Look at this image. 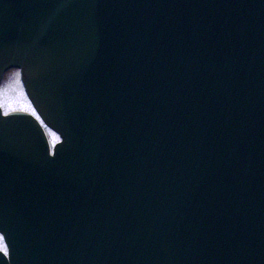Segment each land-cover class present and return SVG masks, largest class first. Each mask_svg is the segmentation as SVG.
<instances>
[{
  "label": "water",
  "instance_id": "water-1",
  "mask_svg": "<svg viewBox=\"0 0 264 264\" xmlns=\"http://www.w3.org/2000/svg\"><path fill=\"white\" fill-rule=\"evenodd\" d=\"M0 264H264V0H0Z\"/></svg>",
  "mask_w": 264,
  "mask_h": 264
},
{
  "label": "rangeland",
  "instance_id": "rangeland-1",
  "mask_svg": "<svg viewBox=\"0 0 264 264\" xmlns=\"http://www.w3.org/2000/svg\"><path fill=\"white\" fill-rule=\"evenodd\" d=\"M0 106L5 113L10 111H22V109L25 108L28 109L27 112H34L24 92L20 72H13L5 76L4 82L0 88ZM4 249H6V247L0 236V250L4 251Z\"/></svg>",
  "mask_w": 264,
  "mask_h": 264
},
{
  "label": "snow or ice",
  "instance_id": "snow-or-ice-1",
  "mask_svg": "<svg viewBox=\"0 0 264 264\" xmlns=\"http://www.w3.org/2000/svg\"><path fill=\"white\" fill-rule=\"evenodd\" d=\"M22 111H28V109L25 108V109H22ZM32 114L35 115L34 112ZM5 115H7V113H5ZM37 119H39V117H37ZM4 252L7 255V249H4Z\"/></svg>",
  "mask_w": 264,
  "mask_h": 264
},
{
  "label": "trees",
  "instance_id": "trees-1",
  "mask_svg": "<svg viewBox=\"0 0 264 264\" xmlns=\"http://www.w3.org/2000/svg\"><path fill=\"white\" fill-rule=\"evenodd\" d=\"M13 72H19L18 70H13V71H10L8 74H11V73H13ZM7 74V75H8Z\"/></svg>",
  "mask_w": 264,
  "mask_h": 264
},
{
  "label": "bare ground",
  "instance_id": "bare-ground-1",
  "mask_svg": "<svg viewBox=\"0 0 264 264\" xmlns=\"http://www.w3.org/2000/svg\"><path fill=\"white\" fill-rule=\"evenodd\" d=\"M7 73H8V72H7ZM7 73H6V74H7Z\"/></svg>",
  "mask_w": 264,
  "mask_h": 264
}]
</instances>
